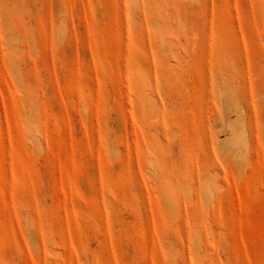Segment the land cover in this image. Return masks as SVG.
I'll return each mask as SVG.
<instances>
[{"label": "rangeland", "instance_id": "rangeland-1", "mask_svg": "<svg viewBox=\"0 0 264 264\" xmlns=\"http://www.w3.org/2000/svg\"><path fill=\"white\" fill-rule=\"evenodd\" d=\"M0 264H264V0H0Z\"/></svg>", "mask_w": 264, "mask_h": 264}]
</instances>
